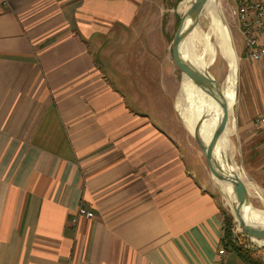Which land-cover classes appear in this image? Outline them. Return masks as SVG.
<instances>
[{
	"label": "crops",
	"instance_id": "0c3cea01",
	"mask_svg": "<svg viewBox=\"0 0 264 264\" xmlns=\"http://www.w3.org/2000/svg\"><path fill=\"white\" fill-rule=\"evenodd\" d=\"M147 1L0 0V264H244L217 255L221 194L172 57L136 33ZM241 55L223 137L259 215L264 61Z\"/></svg>",
	"mask_w": 264,
	"mask_h": 264
},
{
	"label": "rangeland",
	"instance_id": "374dc122",
	"mask_svg": "<svg viewBox=\"0 0 264 264\" xmlns=\"http://www.w3.org/2000/svg\"><path fill=\"white\" fill-rule=\"evenodd\" d=\"M193 2L194 0H148L146 3V7L151 9L149 11L150 13L143 16L142 21L140 22L138 27H136V33L137 34L141 33L139 38L149 39L152 42V44H154V47L152 46V48L156 51V53L161 56H166L167 61L169 63L171 62L170 49H171L172 38L178 28L180 18L182 17L184 12L189 8V6H191ZM230 2L231 0H214V3L216 5V10L221 17V23L223 29L230 42L236 60V66L235 68H233V72L235 74L234 79L237 73V82H238V77L240 78V61L242 59L241 53L243 52L244 39L238 28L237 21L233 20L232 15L230 13V8H229ZM188 37L192 52H194L196 56H200L201 59L205 62L206 71L209 73L212 80L216 83L217 88L214 89L212 97L209 95L207 100V107L212 113L214 122H217L221 85L224 82L223 80H225V78L227 77V74L229 72V66L218 44L216 31L215 28L213 27L212 20L210 19L209 15L206 12L202 11L197 16L194 26L192 23L189 29ZM179 50L182 57L181 45L179 47ZM173 69L175 70L177 75V85L175 86L176 87L175 90L178 91L181 86L182 72L177 67L176 68L173 67ZM213 88H214V83H213ZM234 106L235 103L232 106V108L230 104L229 106V109L231 108L229 115L230 118L228 117L229 120L233 121V123H235ZM171 116L177 119L175 113L174 114L172 113ZM228 130L229 127H226V130L223 133V135L226 138H227ZM190 132L192 135H190L189 132L188 134L191 136L192 141H194L196 145L197 143L194 139V136L200 142H202V140H200L192 131ZM233 136L234 135L230 136L229 138V150L227 153V158L230 168L234 170L235 153L233 147L234 146ZM198 149L200 150L199 147ZM206 165L207 163L205 161V166ZM237 174L239 175V173ZM210 175L212 176V180H213L212 182H214L216 189L221 194V204L223 205V209L233 218L232 234L235 244L247 249L251 253L253 259L261 260L262 258H264L262 256L264 254V242L251 240L249 237H247V235L239 225L238 220L234 216L232 201L224 192L222 185L215 178V176L211 172ZM249 202L252 204L253 207L264 211V204H261L256 200H253L252 198H249ZM257 219H259L261 225L264 227V214H259L257 216ZM231 257L236 258V255L232 253Z\"/></svg>",
	"mask_w": 264,
	"mask_h": 264
},
{
	"label": "bare ground",
	"instance_id": "6f19581e",
	"mask_svg": "<svg viewBox=\"0 0 264 264\" xmlns=\"http://www.w3.org/2000/svg\"><path fill=\"white\" fill-rule=\"evenodd\" d=\"M201 11L206 12L210 19L212 20L213 27L216 31L217 41L222 50L223 56L228 63L229 72L227 77L225 78L224 82L221 85L220 97H219V120L221 121L223 118H226V124L230 122L229 120V102L231 94L234 90V72L233 68L236 66V60L230 45V42L225 34L221 23V17L216 10V5L214 0H204L201 6ZM189 22L185 21L183 23V27H187ZM182 49V59L185 62L190 63L193 67L200 70L204 76V84L206 88L209 90L213 89V80L209 73L205 69V62L201 59L200 56H196L194 52H192L190 44H189V37L188 34L186 35L185 39L181 43ZM192 53V54H191ZM192 73L184 69L182 72V81L180 89L176 95L175 99V109L177 113H179V117L184 120L186 126L190 131H192L200 140H202V144L207 146L213 131L218 126L215 124L213 120V116L211 111L207 107V100L209 97L208 93H204L200 89L196 88V86L192 83ZM229 117V118H228ZM226 130V126L224 127L214 149V155L216 160L223 163L224 170L228 171L230 174H235L234 170L230 168L226 148H225V140L223 137V133ZM225 160H227L228 165H225ZM213 163V162H212ZM215 169V164H213ZM233 170V171H232ZM216 171V169L214 170ZM217 176V171L215 172ZM217 180L220 182L218 176L216 177ZM222 185L224 192L232 201V205L236 202V195L232 190V186L225 185L220 182ZM245 211L244 218L246 222L251 228H260L264 229L261 225L259 219H257L258 214L254 213L249 206H247ZM257 215V216H256ZM242 225L246 230L249 231L248 227L242 222ZM250 232V231H249Z\"/></svg>",
	"mask_w": 264,
	"mask_h": 264
},
{
	"label": "water",
	"instance_id": "95a60500",
	"mask_svg": "<svg viewBox=\"0 0 264 264\" xmlns=\"http://www.w3.org/2000/svg\"><path fill=\"white\" fill-rule=\"evenodd\" d=\"M203 1L204 0H194L191 6H189V8L184 12L182 17L180 18L178 28L172 38L170 53H171V57H172V60L175 66L181 72H184V69L187 68V70L192 73L193 85L196 86V88L203 91L204 93H208L212 97L214 89L217 88L216 83L213 81L214 88L208 91V89L206 88L204 84L203 73L200 70L193 67L190 63L185 62V60L182 59L180 50H179V47L181 43L183 42V40L185 39L186 35L188 34L192 23L194 26L197 16L202 12L201 6H202ZM185 21L189 22L188 24L189 26L184 28L183 23ZM235 96H236V92H235ZM178 116H180L179 113H178ZM225 124H226V118H223L220 121V124H218V126L213 131V134L207 146L203 145L195 136H194V139L205 158L207 167L210 170V172L215 176V178L218 176L220 182H222L223 184L232 186V190L236 195V202L233 205L234 216L238 220L239 225L241 226V228L243 229L247 237H249L251 240L264 242V229L251 228L246 222V219L244 218L246 214L244 209H246L247 206H249V203H248L243 185L239 181L236 174H233V173L230 174L228 171L224 170L223 163L221 162L220 159L219 161H217L218 159L216 160V157L214 155V149H215L216 143L224 129ZM213 164H215L217 176L215 174L216 171H214L215 169H214ZM224 164L228 165L227 160H225ZM242 222L248 227L250 232L244 228V226L242 225Z\"/></svg>",
	"mask_w": 264,
	"mask_h": 264
},
{
	"label": "built area",
	"instance_id": "2783aa9c",
	"mask_svg": "<svg viewBox=\"0 0 264 264\" xmlns=\"http://www.w3.org/2000/svg\"><path fill=\"white\" fill-rule=\"evenodd\" d=\"M237 9L231 13L235 17L244 39V56L249 61H264V0H236ZM256 126H264V115L254 122ZM92 213L80 207L74 214V225L80 219H90ZM224 257L223 248L217 251Z\"/></svg>",
	"mask_w": 264,
	"mask_h": 264
},
{
	"label": "trees",
	"instance_id": "16d2710c",
	"mask_svg": "<svg viewBox=\"0 0 264 264\" xmlns=\"http://www.w3.org/2000/svg\"><path fill=\"white\" fill-rule=\"evenodd\" d=\"M222 216V246L224 250L234 253L244 264H264V260H255L251 253L244 247L238 246L233 240L231 215L226 213L224 209L220 211Z\"/></svg>",
	"mask_w": 264,
	"mask_h": 264
}]
</instances>
